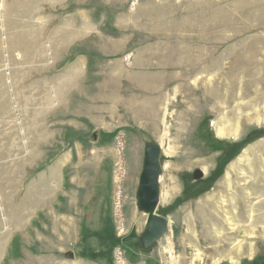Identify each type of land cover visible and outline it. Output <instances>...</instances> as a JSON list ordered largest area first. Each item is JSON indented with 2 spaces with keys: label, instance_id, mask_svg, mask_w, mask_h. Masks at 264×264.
Segmentation results:
<instances>
[{
  "label": "rangeland",
  "instance_id": "374dc122",
  "mask_svg": "<svg viewBox=\"0 0 264 264\" xmlns=\"http://www.w3.org/2000/svg\"><path fill=\"white\" fill-rule=\"evenodd\" d=\"M148 143L168 226L143 249ZM254 263L264 0H0V264Z\"/></svg>",
  "mask_w": 264,
  "mask_h": 264
},
{
  "label": "water",
  "instance_id": "95a60500",
  "mask_svg": "<svg viewBox=\"0 0 264 264\" xmlns=\"http://www.w3.org/2000/svg\"><path fill=\"white\" fill-rule=\"evenodd\" d=\"M160 153L161 148L158 144H146L136 190L137 210L146 216L144 231L141 235L143 249L149 248L162 238L168 226L167 221L155 213L160 193L159 180L162 174Z\"/></svg>",
  "mask_w": 264,
  "mask_h": 264
},
{
  "label": "trees",
  "instance_id": "16d2710c",
  "mask_svg": "<svg viewBox=\"0 0 264 264\" xmlns=\"http://www.w3.org/2000/svg\"><path fill=\"white\" fill-rule=\"evenodd\" d=\"M225 158V154L224 155H222L221 157H220V161L221 160H223ZM225 162V161H224ZM222 166H223V163L220 165V168H219V170L222 168ZM118 242V240L117 239H115L114 237H111V239H108V242H107V250H109L112 246H114V245H116V243ZM91 255V254H90ZM91 258V257H90ZM255 264V263H254ZM259 264H261V263H259Z\"/></svg>",
  "mask_w": 264,
  "mask_h": 264
},
{
  "label": "bare ground",
  "instance_id": "6f19581e",
  "mask_svg": "<svg viewBox=\"0 0 264 264\" xmlns=\"http://www.w3.org/2000/svg\"><path fill=\"white\" fill-rule=\"evenodd\" d=\"M241 188V187H240ZM249 218V219H248ZM246 217V216H244V217H238V221L240 222V220H241V222H245L246 220H247V222L249 223V225L245 228V229H248L249 227H251L250 225H252V223H254L253 222V218L252 217ZM242 219H244V220H242ZM241 228H242V226H241ZM249 230V229H248ZM249 233V232H248ZM237 238V237H236ZM243 240V239H242ZM239 243H241V242H239ZM237 249H239L240 248V246L239 245H237V247H236Z\"/></svg>",
  "mask_w": 264,
  "mask_h": 264
}]
</instances>
